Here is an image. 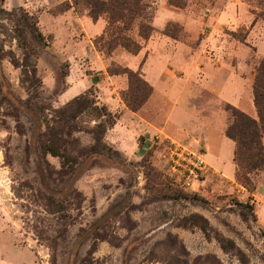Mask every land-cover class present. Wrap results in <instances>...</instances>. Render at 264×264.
Here are the masks:
<instances>
[{
  "label": "rangeland",
  "instance_id": "obj_1",
  "mask_svg": "<svg viewBox=\"0 0 264 264\" xmlns=\"http://www.w3.org/2000/svg\"><path fill=\"white\" fill-rule=\"evenodd\" d=\"M147 1L149 38L135 22L140 50L106 56L83 0H0V264H264V172L249 190L205 155L231 121L217 90L264 57V0ZM125 68L152 88L136 112ZM173 142L207 165L193 187Z\"/></svg>",
  "mask_w": 264,
  "mask_h": 264
},
{
  "label": "trees",
  "instance_id": "obj_2",
  "mask_svg": "<svg viewBox=\"0 0 264 264\" xmlns=\"http://www.w3.org/2000/svg\"><path fill=\"white\" fill-rule=\"evenodd\" d=\"M83 1L92 20H97L102 14L107 17L106 28L97 41L101 42L106 56L118 45L131 53L140 50V44L126 34L135 22H137V33L144 40L149 38L153 30L150 24V3L147 0ZM123 72L127 74L128 87L120 93V97L129 110L136 112L146 102L152 88L137 71L125 68ZM251 91L256 117L226 103L225 109L229 111L231 121L224 130L225 136L234 142L233 162L236 165V176L249 190H253L254 187L248 174L254 171L264 172V57L254 68ZM81 99L84 105L87 104L84 108H88L91 99H75L74 102L79 100L77 104L80 107ZM103 115L106 116L103 122L107 126L115 123V117H112L111 113ZM239 204L250 209L247 203ZM242 213L245 215L244 212ZM221 246L225 247L226 243H222ZM241 259H244L243 256Z\"/></svg>",
  "mask_w": 264,
  "mask_h": 264
},
{
  "label": "crops",
  "instance_id": "obj_3",
  "mask_svg": "<svg viewBox=\"0 0 264 264\" xmlns=\"http://www.w3.org/2000/svg\"><path fill=\"white\" fill-rule=\"evenodd\" d=\"M250 82V80L244 82L233 75L227 78L223 86L217 90V93L224 101L227 103L231 102L230 104L232 105H238L241 100L244 101L245 105L248 107V114L252 116L255 112V108L252 101ZM205 140L207 150H209V153H205V155L208 156V161L223 170L225 158L232 165L234 142L231 139L221 133L220 137L217 135L215 140L211 135L207 136Z\"/></svg>",
  "mask_w": 264,
  "mask_h": 264
},
{
  "label": "built area",
  "instance_id": "obj_4",
  "mask_svg": "<svg viewBox=\"0 0 264 264\" xmlns=\"http://www.w3.org/2000/svg\"><path fill=\"white\" fill-rule=\"evenodd\" d=\"M172 169L177 165L181 174V183L184 186L193 187L198 176L207 172V165L201 153L194 151L188 146L173 142L169 147Z\"/></svg>",
  "mask_w": 264,
  "mask_h": 264
}]
</instances>
